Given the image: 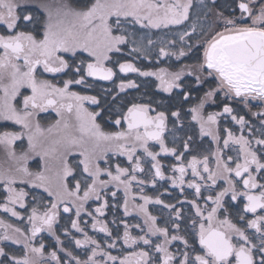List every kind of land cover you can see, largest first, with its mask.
<instances>
[{
	"label": "snow or ice",
	"instance_id": "obj_1",
	"mask_svg": "<svg viewBox=\"0 0 264 264\" xmlns=\"http://www.w3.org/2000/svg\"><path fill=\"white\" fill-rule=\"evenodd\" d=\"M31 5L0 0V150L9 162L0 163V211L27 225L0 218V264H264V0H233L229 14L217 7L215 25L198 34L187 23L193 0H37L39 15ZM137 26L177 29L160 58L202 55L179 71L142 70L124 56L151 55ZM130 73L155 77L158 92L180 97L181 106L122 102L115 115L107 110L106 129L102 97L76 88L119 78L116 95L105 90L115 103L139 89L119 76ZM210 103L220 110L208 111ZM50 111L55 119L45 126L41 114ZM185 116L198 126V142L176 135ZM162 154L173 161L163 164ZM35 158L38 170L29 166ZM134 214L139 222L128 219ZM10 245L22 246L20 254Z\"/></svg>",
	"mask_w": 264,
	"mask_h": 264
},
{
	"label": "flooded vegetation",
	"instance_id": "obj_2",
	"mask_svg": "<svg viewBox=\"0 0 264 264\" xmlns=\"http://www.w3.org/2000/svg\"><path fill=\"white\" fill-rule=\"evenodd\" d=\"M37 0H32V9L34 14L39 15L40 13L36 10L35 8V4H36ZM46 3H56L57 0H45ZM71 2L74 5H82L86 2V0H71ZM151 34H153V32H158V31H149ZM177 47H179V45H177ZM128 48H130V46H128ZM151 55V60L145 59L143 58L142 60L137 61V59L135 58V56H131L128 55V49H125L124 52V56L129 59L131 62L135 63L138 67H140L142 70L145 71H156L159 68H168L169 71H179L182 67L185 66H195L197 64L198 58L200 57V53L198 54V57H196L194 59V55L189 54L187 57H183L180 60H177L175 57L172 58H160L158 57V50H152V53H150ZM197 59V60H196ZM190 70V69H189ZM120 78H124V79H134L136 80V82L140 85L139 89H128L126 90L124 93H119V98L117 99V101L115 103L111 102V96H107L105 93L106 89H112V95H116L118 92V88L116 87V85L119 84L120 79L116 78L115 79V83L113 82H109V81H98L95 83L94 87L92 89H81L79 87H77L76 89H78L79 91L84 92L85 94H99L102 97V103L104 104V109L105 112L102 114L101 118H98L100 120V122L102 123V125L108 129L111 126L107 123H105V121L108 119V114H107V110L110 108L112 110V114L115 115L117 110L120 108L122 102H126V101H130V100H147L149 97H154L155 99L159 100L161 98H164L166 104L167 103H171L172 106L174 107H179L181 106V98L178 96H174L169 98L168 94L166 93H162V92H158V90L156 89L155 85L158 83L155 79V77H141L136 73H130L127 74V76H125L124 74H119ZM187 80H192L194 79V77H187ZM91 80V78H90ZM209 88V84H205L202 87V90L197 93L196 91H193L192 93V98L190 102H184L183 103V113L182 115H184V113L187 112V109L190 108L191 106L195 105L196 103H198V99L197 96H202L204 91H207ZM223 95L221 94L220 96V100L222 101ZM206 109L208 111H217L220 110L219 106L217 104H208L205 105ZM234 107L236 108V111L239 112L240 114H245L248 113V109L243 105V104H235ZM258 109L257 108H253L252 112H256ZM248 118H251L253 123H255L257 126L259 124L258 120H256L254 117H251V114H249ZM55 119V113H52L51 111L49 113L46 114H41V121L43 124H45V126L52 122ZM191 121V117L190 116H185L184 117V123H185V128L183 132H178L176 135L177 136H183L184 133H188V134H195L196 138H197V142L199 141V136H198V126H189V123ZM222 124H231V121H222ZM172 125L171 123L169 124V128L171 129ZM238 127V126H236ZM167 136V141L169 143V146H172V140L173 137L170 134H166ZM210 143V138H205V144L203 145V147H208V144ZM25 146H26V141H25ZM154 150H159L158 146L156 147V149ZM2 153V156H0V163H3L4 160H6V156L4 155L3 151H0V154ZM4 159V160H3ZM121 160H123V158H120ZM161 160L162 163L165 165H168L170 162L173 161L172 157L169 156H161ZM38 161L39 158H35L34 160H30L29 161V166L33 169V170H38ZM9 163L8 161L5 162V164ZM166 174H171V173H166ZM189 177H186V179ZM161 184H163L164 182H160ZM169 188V191L172 193V196L175 197L177 195H179V190L178 189H172L170 184L166 185ZM133 191H137L136 188L133 189ZM146 193L148 195H156L157 193H155V191L149 186L145 189ZM161 191H163V189L161 188ZM189 192L191 190H188ZM207 194V193H206ZM120 195L122 196V192L120 193ZM163 199L166 200V202H169V198L167 196L162 197ZM142 201L137 200V203H141ZM170 202H175V200H171ZM150 210H152L154 215H157L159 220L162 222L163 220L167 219L168 217V213L166 210L161 209V206H153V205H149ZM19 210V209H18ZM22 211V210H21ZM185 212L186 214H191V211L189 210V206L185 205ZM5 213H3L2 211H0V216H2L3 219L9 220L10 222L17 224L21 227H26L27 225L24 222H21L13 217H10L9 215H6ZM121 215H122V210H121ZM113 217L111 216V214L109 215L108 219L111 220ZM130 220V222L132 223H136L140 221V218L135 216V214L133 215V217H129L128 218ZM90 222V221H89ZM64 223H66L65 220H61V225H63ZM89 234L93 235L94 233L91 231V229H89ZM45 237V243L49 244V243H55L54 239L52 237H49L46 233L43 234ZM96 235H102V234H96ZM19 246V247H17ZM12 251H14L16 254H20V250L21 247L20 245H10ZM50 250V249H49ZM82 254V253H81Z\"/></svg>",
	"mask_w": 264,
	"mask_h": 264
},
{
	"label": "rangeland",
	"instance_id": "obj_3",
	"mask_svg": "<svg viewBox=\"0 0 264 264\" xmlns=\"http://www.w3.org/2000/svg\"><path fill=\"white\" fill-rule=\"evenodd\" d=\"M206 1L204 0V3H205ZM203 3V4H204ZM203 4H201V0H193V8H192V10L190 11V16H191V20L189 21V22H187L188 24H195L196 23V18L198 17V16H200V18L197 20V22H198V24H199V22H200V24L202 25V24H204L205 23V28L207 27V23H206V18H204L203 16H202V14L200 13L199 14V12L198 11H200L201 9H202V7H203ZM197 14V15H196ZM137 28H139L138 26H137ZM153 30H155V29H152V31ZM161 30H164V33H162V31ZM166 30V31H165ZM191 30V29H190ZM196 30H199L200 31V29H198V28H196ZM150 31V30H149ZM148 30H145V31H141V32H139V33H137L136 32V39L138 40V42H141L142 44H143V46L150 52V53H152V50H154V48H155V50H159V47L160 46H162V44H164V43H166L168 40H170V39H174V38H176V33L175 34H169L168 33V31H170V30H168V29H160V30H155V31H158V32H155L154 34H151L150 32H149ZM160 33V34H159ZM148 39H151V40H153V45L152 46H148V44H147V40ZM130 46V48H131V45H129ZM129 48V49H130ZM131 56H135V58L137 59V61H139V60H142L144 57L142 56V55H138V54H135V53H133ZM152 58H151V56L148 58V60H151ZM76 90H78V89H76ZM1 151V150H0ZM0 156H2V153L0 154ZM4 160V159H3ZM5 162H7V159L6 160H4L3 161V164H5ZM7 164H5V166H6ZM6 215H8V214H6ZM5 215V216H6ZM0 218H2V216H0ZM16 219V218H15ZM17 247H19V246H17ZM20 248V247H19Z\"/></svg>",
	"mask_w": 264,
	"mask_h": 264
},
{
	"label": "trees",
	"instance_id": "obj_4",
	"mask_svg": "<svg viewBox=\"0 0 264 264\" xmlns=\"http://www.w3.org/2000/svg\"><path fill=\"white\" fill-rule=\"evenodd\" d=\"M206 2L203 4V7L199 12V14L201 13L202 16L204 18H206V23H207V27L206 28H209V27H212L215 25L216 21H217V18L215 16V13L217 11V7L220 9V10H224L225 11V14H229L230 12V9L233 5V0H216V4H217V7H213L212 6V3H211V0H205ZM204 5H207L208 7H205ZM209 8H211L212 10L209 11ZM197 15V14H196ZM201 16V15H200ZM200 16H198L195 20H196V28L200 29L201 30V27H204L205 28V23L204 24H198L197 20L200 18ZM190 25V24H189ZM147 29H139L137 28V33L141 32V31H145ZM182 30V29H180ZM189 30H190V27H189ZM149 31V30H148ZM152 31V30H150ZM155 31V30H153ZM162 33H164V30H161ZM166 31V30H165ZM177 31V29H173V30H170L168 31L169 34H175ZM200 31L199 30H196V33L198 34ZM155 32H153L154 34ZM160 34V33H159ZM200 52H196L195 50L192 52V53H189V54H192L194 55V59L196 57H198V54ZM202 55V53H200ZM197 60V59H196Z\"/></svg>",
	"mask_w": 264,
	"mask_h": 264
}]
</instances>
